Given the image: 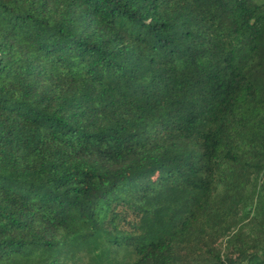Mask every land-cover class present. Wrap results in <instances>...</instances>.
<instances>
[{
	"label": "trees",
	"instance_id": "16d2710c",
	"mask_svg": "<svg viewBox=\"0 0 264 264\" xmlns=\"http://www.w3.org/2000/svg\"><path fill=\"white\" fill-rule=\"evenodd\" d=\"M0 264H264V0H0Z\"/></svg>",
	"mask_w": 264,
	"mask_h": 264
}]
</instances>
